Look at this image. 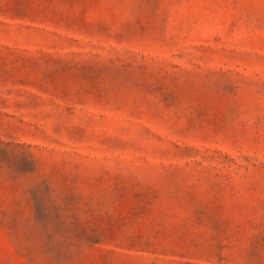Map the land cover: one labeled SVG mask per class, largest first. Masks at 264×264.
I'll return each instance as SVG.
<instances>
[{"label": "rangeland", "instance_id": "374dc122", "mask_svg": "<svg viewBox=\"0 0 264 264\" xmlns=\"http://www.w3.org/2000/svg\"><path fill=\"white\" fill-rule=\"evenodd\" d=\"M0 264H264V0H0Z\"/></svg>", "mask_w": 264, "mask_h": 264}]
</instances>
